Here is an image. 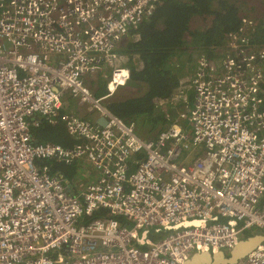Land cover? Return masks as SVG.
<instances>
[{"label":"built area","instance_id":"1","mask_svg":"<svg viewBox=\"0 0 264 264\" xmlns=\"http://www.w3.org/2000/svg\"><path fill=\"white\" fill-rule=\"evenodd\" d=\"M159 2L0 0V264H183L264 231V46L246 35L253 20L229 36L225 56L198 58L191 111L165 110L153 139L102 104L130 80L120 41ZM106 64L107 93L95 98L87 78ZM186 92L163 106L186 103ZM70 100L95 120L69 112ZM43 123L76 144L37 141ZM77 161L99 171L80 193L55 169ZM98 211L107 216L88 220ZM237 264H264V244Z\"/></svg>","mask_w":264,"mask_h":264},{"label":"trees","instance_id":"2","mask_svg":"<svg viewBox=\"0 0 264 264\" xmlns=\"http://www.w3.org/2000/svg\"><path fill=\"white\" fill-rule=\"evenodd\" d=\"M248 3L264 9V0H160L154 16L138 33L129 35L135 39L120 46V64L128 69L130 80L108 100L109 110L127 123H138L153 139L168 121L165 107L159 104L173 98L178 90L187 91L189 84L182 78L192 73L198 58L217 60L227 54L229 36L245 29V21L251 18L248 12L258 8L248 10ZM254 22L246 35L252 45L263 47L264 18ZM104 88L107 91V86ZM106 91L102 89L95 96L102 97ZM33 134L39 142L64 147L76 144L60 126L43 123ZM56 171H61L60 167ZM103 216L107 213L98 211L88 220Z\"/></svg>","mask_w":264,"mask_h":264},{"label":"rangeland","instance_id":"3","mask_svg":"<svg viewBox=\"0 0 264 264\" xmlns=\"http://www.w3.org/2000/svg\"><path fill=\"white\" fill-rule=\"evenodd\" d=\"M246 6L248 7L247 8L248 10H251V7H253V6H255V8H256V6L258 7V8H256L255 11L248 12L250 14V17H251L250 19L255 21V20H260V19L264 18V9L261 10L260 9L261 7L259 8L258 5L253 4V3H248ZM130 39L134 40L135 36L130 38L127 35L120 41V43L124 42L123 45L127 44V42ZM112 73H113V70L110 67H104L103 68V70L101 72V76H100V79L103 81V83L107 82L110 79V77L112 76ZM185 73H186V69L183 70L182 74H185ZM96 74L97 73L89 76V78H91V80L88 82V84H93L94 76ZM190 77H191V73H189L188 75L186 74V76L183 77L182 80L185 81L186 83H188L190 81ZM186 94H187V102L186 103H182V104L178 105L176 108H172V109H169L166 107L164 108V110L168 111L169 114L173 118H176L177 116H180L183 113H189L191 111V109L193 107V103H192L193 92L191 90H188L186 92ZM95 98H97V97L95 96ZM71 103H72V108L70 111H74V102H71ZM102 104L105 107L109 106L108 101H104ZM160 106L162 107L163 103H160ZM95 118L96 117L92 118L91 120H95ZM135 125H136V134L143 140H150V134H147L148 130L147 129L141 130L138 123ZM187 130L190 134H192V128L191 127H189ZM201 151L202 150L199 148L198 153H196V152L192 153V151H188V152L184 153L181 156V158L179 159V163L187 166L188 164H190L192 162V160L194 161L196 159V157L198 155H200ZM57 166L60 167L61 172L64 174V176L66 178V180L64 181V185L71 184L77 193H80L84 187H86L87 185H89L90 183L95 181V179L99 176V171H97L93 167V165L87 161L78 162L77 164H75V166H70V167L65 166V165H57ZM82 221L83 220H81V222ZM146 231L149 233H153V228H144L139 232V234L142 235ZM257 233L263 234L264 231H259L257 229H254V230L247 231L244 235L248 236V235H253V234H257Z\"/></svg>","mask_w":264,"mask_h":264},{"label":"water","instance_id":"4","mask_svg":"<svg viewBox=\"0 0 264 264\" xmlns=\"http://www.w3.org/2000/svg\"><path fill=\"white\" fill-rule=\"evenodd\" d=\"M97 122L101 126H105L107 120L101 117ZM184 226H186V224ZM263 244L264 233H258L240 240L234 248L228 252L219 251L212 253L209 251H196L183 264H237Z\"/></svg>","mask_w":264,"mask_h":264},{"label":"crops","instance_id":"5","mask_svg":"<svg viewBox=\"0 0 264 264\" xmlns=\"http://www.w3.org/2000/svg\"><path fill=\"white\" fill-rule=\"evenodd\" d=\"M131 40H129V41H131ZM123 43L124 42H121L120 45L123 46ZM119 51H120V48L118 49V54H119ZM119 57H120V54H119ZM105 67H109V65L106 64ZM101 72L97 73L94 76L93 84H88L90 86V88L93 90L94 96H95V94H97L98 91H101L102 89L106 91V88H104V86L105 87L107 86V84H106L107 82L103 83V81L100 79ZM90 80H91V78H87V82H89ZM71 102H74V101L70 100V102H69V104H70L69 105V109H68L69 112H72V113L76 112L80 116H82L84 118H87L88 120H91L92 118L97 117L96 111H94L90 106H87V105L78 106L75 102H74V111H70L71 108H72V103ZM60 127H63V126H60Z\"/></svg>","mask_w":264,"mask_h":264},{"label":"clouds","instance_id":"6","mask_svg":"<svg viewBox=\"0 0 264 264\" xmlns=\"http://www.w3.org/2000/svg\"><path fill=\"white\" fill-rule=\"evenodd\" d=\"M119 48H120V45H119ZM107 84V83H106ZM189 84V83H188ZM92 92H93V90H92ZM93 95H94V93H93ZM258 234V233H257Z\"/></svg>","mask_w":264,"mask_h":264}]
</instances>
